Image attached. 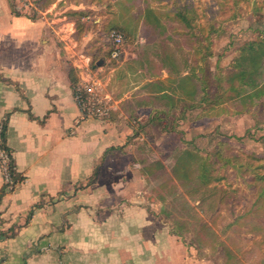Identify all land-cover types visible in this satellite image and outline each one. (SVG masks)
Here are the masks:
<instances>
[{
	"label": "crops",
	"instance_id": "crops-1",
	"mask_svg": "<svg viewBox=\"0 0 264 264\" xmlns=\"http://www.w3.org/2000/svg\"><path fill=\"white\" fill-rule=\"evenodd\" d=\"M132 12L130 0H0V121L15 172L23 177L4 192L0 165V233L17 229L14 236L0 235V264H215L201 255L205 243L182 239L179 213L167 211L168 198L163 202L155 193L163 181L149 187L163 160L137 157L132 126L118 103L104 119H80L69 72L89 80L106 61L91 64L88 35L72 36L76 20L127 30ZM157 54V72L145 63L150 76L137 103L142 108L154 95L180 89L183 95L195 85L188 68L168 62L174 58L168 45ZM185 198L205 220L225 202L215 198L211 211L207 201L202 210L199 200ZM191 227L185 230L192 233Z\"/></svg>",
	"mask_w": 264,
	"mask_h": 264
},
{
	"label": "rangeland",
	"instance_id": "rangeland-1",
	"mask_svg": "<svg viewBox=\"0 0 264 264\" xmlns=\"http://www.w3.org/2000/svg\"><path fill=\"white\" fill-rule=\"evenodd\" d=\"M115 6L121 11L120 4ZM130 6L134 12L130 23L125 22L127 30L123 28L127 36L120 61H109L111 25L90 20L81 23L72 36L79 40L88 35L85 48L93 54L91 64L106 61L93 77L102 80L104 91L122 107H117L119 115L128 116L137 157L147 162L163 160L164 168L149 187L172 179L180 147L196 146L214 155L221 143H227L220 158L229 162L213 164V173L220 179L211 182L203 204L212 211L208 205L223 191L221 212L205 220L183 204L182 196L173 199L171 194L165 209L179 213L177 223L185 224L178 227L184 232L182 239L205 243L207 249L201 255L215 264H264V93L252 96L253 88L245 86L236 94L224 80L235 71V59L244 44L264 37V0H130ZM144 11L148 12L143 17ZM160 34L172 35L175 41L162 42ZM167 45L174 53L168 62L195 73L203 89L196 99L202 95L206 99L180 101V89L168 93L172 98L154 95L142 108L137 103L144 97L142 87L150 76L145 63L152 71L160 68L157 53ZM217 98L220 103L211 102ZM186 183L177 182L180 195ZM201 221H205L202 230ZM187 226H192V233L185 230Z\"/></svg>",
	"mask_w": 264,
	"mask_h": 264
},
{
	"label": "trees",
	"instance_id": "trees-1",
	"mask_svg": "<svg viewBox=\"0 0 264 264\" xmlns=\"http://www.w3.org/2000/svg\"><path fill=\"white\" fill-rule=\"evenodd\" d=\"M85 12H75L73 15L75 16H82L85 15ZM81 28V22L79 19L76 20V30ZM115 29L118 32H120L124 38H126L127 33H125V30L122 27L114 26L111 27L110 30ZM125 43V42H124ZM110 51L108 52V57L110 56ZM69 78L71 80L73 89L75 85L78 83L79 78L75 72V69L71 68L69 72ZM190 79H195V85L194 87L190 89H183V95L184 97H180V101H189L194 100L196 102H201L206 99L205 95H202L198 101L196 99V96L200 94L202 91L199 89L197 85V81L199 78H197V75L194 73L192 76L189 77ZM225 82L227 83V88L231 91H233L236 94H240L242 91H244L245 86L252 87L254 90V93L251 95H260L264 93V37L255 40L250 41L240 49L236 59H235V71L231 72V74L227 75V77L224 78ZM183 81V80H182ZM181 81V82H182ZM182 86V84H180ZM204 93V92H203ZM168 93H163L161 98H172L170 97ZM211 100V99H209ZM221 99L211 100V102L218 104L220 103ZM165 104V103H164ZM192 106V105H189ZM6 125V122H4ZM4 144L6 146V134H4ZM227 143H221L220 146H226ZM217 151L214 155L212 154H203L201 150L196 146H189L184 145L179 148L177 151L175 157H174V165L172 168V179H170L168 182H165L161 184L157 189H155V193L160 196L161 199H163V202L166 201L167 195L171 194L173 195V199L177 198V196H182L183 198V204L188 206L189 209H191V206L189 205L188 200L185 198V195L189 196L192 200H199V206L202 207V203H204L207 199L205 196V191L210 189L209 186L211 182L217 181L220 179V177H217L213 173V164H215L217 161H223L224 163L229 162L226 158H220L221 157V149ZM9 152L11 150L7 147ZM12 153V152H11ZM13 157V156H12ZM99 171V167L97 166L95 168V171L93 172V175L89 179V183L91 184L97 177ZM11 173L12 176L17 182L12 189H8L7 185L5 184L3 187V191H10L14 190L16 188V185L23 180L22 176H18L15 172L14 163L13 166H11ZM263 178V177H261ZM181 180H186L187 183L185 185V188L183 189V194L180 195V190L178 189L177 182ZM162 189H165V192H162ZM220 193L217 194L216 198L220 199L221 202L224 201V193L223 191H219ZM222 193V194H221ZM184 196V197H183ZM219 202H211L209 204V207L214 208L217 206ZM202 210H205L203 207ZM32 215V211L29 213L27 221ZM178 224V223H177ZM185 224L179 223V226H184ZM204 229L202 226L200 230ZM17 229L12 228L9 232L0 233L3 237H11L14 236ZM199 243H202V241L199 240Z\"/></svg>",
	"mask_w": 264,
	"mask_h": 264
},
{
	"label": "built area",
	"instance_id": "built-area-1",
	"mask_svg": "<svg viewBox=\"0 0 264 264\" xmlns=\"http://www.w3.org/2000/svg\"><path fill=\"white\" fill-rule=\"evenodd\" d=\"M112 42L109 61L118 60L123 52L125 42L124 36L115 29L109 31ZM74 97L80 110V119L87 118L104 119L115 108L116 101L111 93L104 91V84L99 77L89 80H81L74 87ZM6 125L0 121V165L3 172L5 184L12 189L15 182L11 166H13V155L4 144Z\"/></svg>",
	"mask_w": 264,
	"mask_h": 264
},
{
	"label": "water",
	"instance_id": "water-1",
	"mask_svg": "<svg viewBox=\"0 0 264 264\" xmlns=\"http://www.w3.org/2000/svg\"><path fill=\"white\" fill-rule=\"evenodd\" d=\"M99 65H101V62L99 63Z\"/></svg>",
	"mask_w": 264,
	"mask_h": 264
}]
</instances>
